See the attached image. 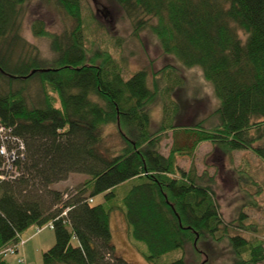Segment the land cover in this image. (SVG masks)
<instances>
[{
    "label": "trees",
    "instance_id": "16d2710c",
    "mask_svg": "<svg viewBox=\"0 0 264 264\" xmlns=\"http://www.w3.org/2000/svg\"><path fill=\"white\" fill-rule=\"evenodd\" d=\"M28 1L0 0V127L23 144L10 170L0 155V264H8L6 248L17 253L25 230L47 224L55 241L42 264H130L111 239L116 209L147 264H186L188 247L199 254L200 241L226 236L232 264L263 262L264 238L230 236L211 182L199 184L192 163L176 164L180 150L160 152L159 134L172 128L165 116L178 112L170 100L183 83L177 68L167 64L151 80L145 69L123 78L108 52L86 47L82 0H43L70 25L48 33L41 20L31 23L34 36L49 39L53 57L41 58L21 35ZM114 1L133 35L148 29L164 54L198 66L212 84L217 123L196 129L197 144L249 150L264 163V146L256 145L264 140V0ZM156 98L163 118L152 132L148 108ZM71 173L88 178L74 190L51 188ZM240 220L231 224L246 229Z\"/></svg>",
    "mask_w": 264,
    "mask_h": 264
},
{
    "label": "rangeland",
    "instance_id": "374dc122",
    "mask_svg": "<svg viewBox=\"0 0 264 264\" xmlns=\"http://www.w3.org/2000/svg\"><path fill=\"white\" fill-rule=\"evenodd\" d=\"M82 17L86 47L91 51L108 52L122 68L123 78L145 69L151 80L150 75L167 64L177 68L183 83L173 91L170 100L177 103L178 112L172 120V113L165 116L163 124H170L172 128L168 127L159 134L160 152L167 155L171 148L180 150L175 154L176 164L182 170H188L192 163L194 171L202 178L199 184L211 182L220 216L230 224V236L239 234L249 240L264 238V163L249 150L229 151L217 144L196 142L198 127L210 130L217 123L213 111L219 105L212 84L203 78L201 69L198 66L185 68L173 56L164 54L157 38L148 29L133 35L130 21L114 0H82ZM34 20H41L48 33H61L70 22L50 1L29 0L23 5L22 37L37 47L41 58L51 59L49 39L36 37L31 32ZM165 105L171 108L169 101ZM148 113L149 129L154 132L163 118L159 98L150 104ZM256 145L264 146V140ZM86 178L84 174L71 173L51 188L74 190ZM102 200V196L94 198L95 203ZM241 214L245 217L240 220ZM239 220L246 229L233 227ZM250 224L254 230L247 228ZM36 229L32 226L21 234L18 253L6 256L8 264H42V252L54 244L55 237L52 229L46 226L39 232ZM110 232L116 252L121 257L130 264H147L129 240L126 223L118 209L110 214ZM198 247L199 254L189 247L186 249V264H201L205 260L204 264H232L234 260L229 236L219 241L202 240ZM259 264H264V261Z\"/></svg>",
    "mask_w": 264,
    "mask_h": 264
},
{
    "label": "built area",
    "instance_id": "2783aa9c",
    "mask_svg": "<svg viewBox=\"0 0 264 264\" xmlns=\"http://www.w3.org/2000/svg\"><path fill=\"white\" fill-rule=\"evenodd\" d=\"M8 147H10V149ZM22 149H23L22 141L14 136L12 137L8 135L3 130V128L0 127V155L4 159L3 168L5 170H10L14 159L17 157L18 152L22 151ZM46 227L51 229L52 225L47 224ZM40 230L41 228L36 229V232H39ZM2 254H4V256L14 255L15 247L11 246L6 248L5 250L2 251Z\"/></svg>",
    "mask_w": 264,
    "mask_h": 264
},
{
    "label": "crops",
    "instance_id": "0c3cea01",
    "mask_svg": "<svg viewBox=\"0 0 264 264\" xmlns=\"http://www.w3.org/2000/svg\"><path fill=\"white\" fill-rule=\"evenodd\" d=\"M40 250H42V249H40ZM17 253H18V251H17Z\"/></svg>",
    "mask_w": 264,
    "mask_h": 264
}]
</instances>
